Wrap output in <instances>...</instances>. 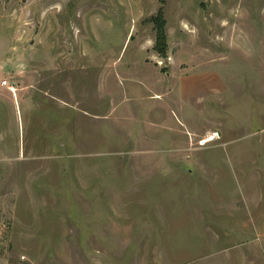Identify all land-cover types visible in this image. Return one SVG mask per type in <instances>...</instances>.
Masks as SVG:
<instances>
[{"label": "rangeland", "instance_id": "obj_1", "mask_svg": "<svg viewBox=\"0 0 264 264\" xmlns=\"http://www.w3.org/2000/svg\"><path fill=\"white\" fill-rule=\"evenodd\" d=\"M0 264H264V0H0Z\"/></svg>", "mask_w": 264, "mask_h": 264}, {"label": "trees", "instance_id": "obj_2", "mask_svg": "<svg viewBox=\"0 0 264 264\" xmlns=\"http://www.w3.org/2000/svg\"><path fill=\"white\" fill-rule=\"evenodd\" d=\"M150 20L153 22L155 29V43L154 49L156 52L162 56H167L168 42H167V32H166V20L164 17L163 7L161 6L157 13L150 17Z\"/></svg>", "mask_w": 264, "mask_h": 264}]
</instances>
